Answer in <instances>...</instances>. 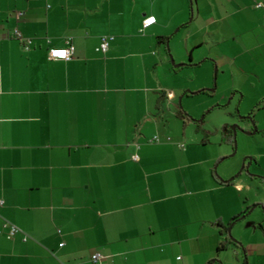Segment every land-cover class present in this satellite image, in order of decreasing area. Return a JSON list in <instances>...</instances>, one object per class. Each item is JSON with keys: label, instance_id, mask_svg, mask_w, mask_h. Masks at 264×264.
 Segmentation results:
<instances>
[{"label": "crops", "instance_id": "obj_1", "mask_svg": "<svg viewBox=\"0 0 264 264\" xmlns=\"http://www.w3.org/2000/svg\"><path fill=\"white\" fill-rule=\"evenodd\" d=\"M262 1L202 0L199 10L202 31L216 39L214 66L231 70L243 93L239 76L264 92ZM130 4L140 13L135 31ZM139 8V0H0V264L224 261V229L238 216L220 196L234 183L214 170L215 182L196 183L206 190L190 180L193 164H182L190 153L164 127L174 94L159 81L168 56L156 38L166 26ZM149 16L157 23L142 32ZM104 36L114 38L107 54L97 51ZM69 42L71 61L48 59ZM11 225L21 230L12 238Z\"/></svg>", "mask_w": 264, "mask_h": 264}, {"label": "rangeland", "instance_id": "obj_2", "mask_svg": "<svg viewBox=\"0 0 264 264\" xmlns=\"http://www.w3.org/2000/svg\"><path fill=\"white\" fill-rule=\"evenodd\" d=\"M142 6L149 14L155 13L163 21L161 25L166 26L160 36L166 37L168 43L160 44L156 38L157 51L168 56L167 69L159 70V81L165 92L174 94L169 100L172 106L168 105L170 108L166 111L170 118L166 119L164 127L173 134L171 144L178 151L190 153L186 160H181L182 164H193L188 170L193 173L190 180L196 188L206 190L205 182H201L202 186L196 183H200L202 175L213 182V170L219 179H234L233 186L220 198L234 200L229 207L231 210L225 213L229 215L233 210L241 221H233L226 229L231 231L232 241L243 244L245 253L234 243L226 247L227 242H224V261L219 264H257V260L264 263V256L254 259V254L256 257L264 254V247L260 245L264 242V101L259 105L263 89L251 88L249 84L244 87L245 78L239 76L236 82L243 83L245 93L238 91L234 89L231 70L227 69L224 74L218 65L214 66L215 59L211 55L218 56L216 39H211V31H202L205 22L202 18L206 19L204 14L202 18L199 15V10L205 11L201 8L202 0H139V7ZM133 10L130 4L126 17L130 30L135 31L140 13ZM137 35L146 37L149 33L138 31ZM202 42L204 45H198ZM171 57L178 65L193 66L174 72ZM180 109L186 119L178 116ZM231 132L234 139L236 132L237 149L232 145ZM214 194L207 191L202 197Z\"/></svg>", "mask_w": 264, "mask_h": 264}, {"label": "built area", "instance_id": "obj_3", "mask_svg": "<svg viewBox=\"0 0 264 264\" xmlns=\"http://www.w3.org/2000/svg\"><path fill=\"white\" fill-rule=\"evenodd\" d=\"M257 8L264 10V1L258 3ZM156 23H157L156 17H154V16L147 17L143 22V29L141 31L145 32V30H147L151 26L155 25ZM113 40H114L113 37L104 36L102 38L101 46L97 49V51H99L103 54H107L109 51V48H110V43ZM27 49H29V48H27ZM74 55H75V46L69 42L68 46L66 48H53V49L49 50L48 59L50 61H71L73 59ZM154 142H159L157 137L151 140V143H154ZM136 159H138V157H136ZM20 232H21V230L18 227L11 225L9 237L12 238L17 233H20ZM26 240H27V238L25 239V241ZM102 258L103 257L101 254H95L93 256V261L98 262Z\"/></svg>", "mask_w": 264, "mask_h": 264}, {"label": "trees", "instance_id": "obj_4", "mask_svg": "<svg viewBox=\"0 0 264 264\" xmlns=\"http://www.w3.org/2000/svg\"><path fill=\"white\" fill-rule=\"evenodd\" d=\"M191 2H192V0H191ZM158 40H159V42L160 43H168V39H166V38H163V37H159L158 38ZM168 52V51H167ZM168 55H170V51L168 52ZM189 66H193V65H185V64H183L181 67L182 68H185V67H189ZM216 66V65H215ZM182 68H176V67H173V71L174 72H178V71H180ZM253 115V114H252ZM178 116L180 117V118H182V119H186V116H185V112L183 111V109H180L179 110V112H178ZM231 142H232V145L235 147V139H234V136H233V133L231 132ZM246 169V168H245ZM244 169V170H245ZM222 181V183H224V184H233V181L231 180L230 182H227V181H223V180H221ZM239 220H241V218L240 217H236L235 219H234V221H239ZM225 230H226V232H227V242L229 243V242H233L234 243V245L236 246V247H238V248H242L244 251H245V249H244V246H243V244L241 243V242H238V241H232V239H231V235L228 233V228L226 229V227H225ZM222 249L224 248V246H222L221 247ZM221 250V249H220ZM213 263V262H212ZM212 263H210V264H212Z\"/></svg>", "mask_w": 264, "mask_h": 264}, {"label": "water", "instance_id": "obj_5", "mask_svg": "<svg viewBox=\"0 0 264 264\" xmlns=\"http://www.w3.org/2000/svg\"><path fill=\"white\" fill-rule=\"evenodd\" d=\"M171 60H172V63H173V65H174V67H176V68H179V67H181L182 65H178V64H176L175 63V60L173 59V57H171ZM213 92H215V89L213 90ZM235 131V130H234ZM255 133V132H254ZM253 133V134H254ZM235 149H237V142H236V132H235ZM246 167V166H245ZM245 167L243 168V170L245 169ZM243 170H242V172H243ZM241 172V173H242ZM234 179H232V181H233ZM231 181V180H230ZM230 181H227V182H230ZM228 233L231 235V231L229 230L228 231Z\"/></svg>", "mask_w": 264, "mask_h": 264}]
</instances>
